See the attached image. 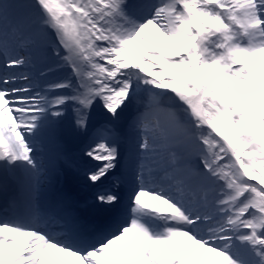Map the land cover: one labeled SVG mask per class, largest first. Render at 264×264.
<instances>
[{"label":"snow or ice","instance_id":"snow-or-ice-1","mask_svg":"<svg viewBox=\"0 0 264 264\" xmlns=\"http://www.w3.org/2000/svg\"><path fill=\"white\" fill-rule=\"evenodd\" d=\"M0 264H264V0H0Z\"/></svg>","mask_w":264,"mask_h":264}]
</instances>
